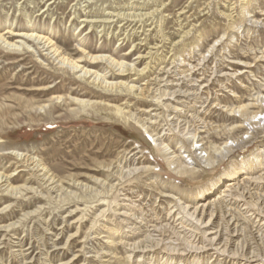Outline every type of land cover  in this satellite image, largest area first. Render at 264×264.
Returning <instances> with one entry per match:
<instances>
[{"label": "rangeland", "instance_id": "1", "mask_svg": "<svg viewBox=\"0 0 264 264\" xmlns=\"http://www.w3.org/2000/svg\"><path fill=\"white\" fill-rule=\"evenodd\" d=\"M14 33L121 84L61 65L43 40H0V264H264L260 216L246 215L258 204L214 211L226 246L192 239L202 224L182 218L242 166L238 182L264 194L246 180L264 174V0H0V34Z\"/></svg>", "mask_w": 264, "mask_h": 264}, {"label": "bare ground", "instance_id": "2", "mask_svg": "<svg viewBox=\"0 0 264 264\" xmlns=\"http://www.w3.org/2000/svg\"><path fill=\"white\" fill-rule=\"evenodd\" d=\"M228 16H230V15L228 14ZM85 22H86V20H85ZM14 35L20 36L21 39L20 40H17V41H14V42H9L4 37V35L0 34V40L5 45H7L9 48L10 47H13L15 49H20L21 47H23V45L28 49V48H30L31 45H29L27 42H29V41L31 42V41H34L35 40V41H38L36 43H39V41H42L43 40V42L47 46L46 49H48L49 52L52 53V55L55 56V58L59 61V63H61V65L67 64L70 68H74L76 70L77 69H83L82 72L85 73V74H89V75L90 74L91 75L92 74H95V77L97 79L100 78L102 80V82H105L106 84H111V85L121 84V82H109V81L105 80V78L103 76L95 73L94 71L92 72L91 70H86L82 66L80 67L70 57L66 56L65 54H62V52H60L59 49L56 46L51 45V41H49V39L47 37H45V36L36 35V34H33V33H29V34H27V33L26 34L14 33ZM87 56H89V58L92 59V60H104L105 59V60H107L108 64H110L113 67H117V70L119 72H121L122 71V68L124 67V64L123 63L116 62V61H114V59H112L110 57H104L102 55H96V56L87 55ZM130 69H133V68H130ZM174 75L175 74H173L171 77H175ZM124 84H126V82ZM165 84L166 85H169V81L168 82H165ZM126 85L129 88L134 87L132 85L129 86L128 83ZM175 85H176V83H175ZM206 85L207 84H204L202 87H205ZM173 93L175 95H182L186 99H190V101L192 99H195V98L197 99V97H198L197 95L199 94L198 92L196 93L194 91L191 92V93L190 92L184 93L180 89H175L173 92H169L167 94H173ZM190 96H192V97H190ZM152 97H154V96H152ZM180 103H184L185 104V103H188V101L187 100H181ZM173 118L174 117H172V119ZM193 118L194 117H192L191 119L193 120ZM174 119H176V118H174ZM141 124L143 126L145 125L143 122H141ZM159 126H160V124L157 123V122H155V121L153 123L150 122V129H149L150 133H152L153 131L157 130V128ZM175 126L178 128V131H180V133H182L184 135H187L186 136V139H190V141H192V142H193V140L195 141V139H196V130H198V127H199V125H196L195 121H193V123H192V121H189V120H186L183 123L177 122L175 124ZM150 136H155V134H150ZM155 140L156 141H159V144L158 145H160V147H161L162 150H165L166 149V146H163L162 145V139L161 138L156 137ZM173 168H175V167H173ZM245 168H246L245 166H242V168H240L239 170L235 171L234 174H232V175L229 174V177L224 182L225 187L223 188L222 191H220L222 194L220 196H218V199L216 201H213L212 200V201H205L204 202V200L207 199V197L212 194L213 189L215 188V184H212L209 188H203L201 191H199L197 193V196L194 198V202H193V204H195L194 206H191L189 209H187V207H183L182 208L183 215H184V216L181 215L182 218L185 217L186 219H190V220H191V218H193L195 221H199L200 220V223L202 224L200 228H203V231L196 232L195 230L194 231L192 230V233L194 234V236H192L193 237L192 239H195V237H196L197 234L203 232L204 234H210V235H212L209 238H206V237L205 238H206L207 241L213 242V245H215V244L216 245H220V243H221L220 246H222V245L223 246L224 245L226 246L227 243L228 244H232L234 242V239L230 238V239L227 240L226 238L222 237V233H221L222 228L221 227H220V229L217 227L219 230H213V228H214V226H213V224H214V220H213L214 217H213V215H215L214 211L218 212L221 208L227 206L228 204H234L235 206H239V204H240V206L241 205H244V207L242 209H247V211H249V209L253 208V206H256L258 204L256 206V209L261 210L260 212L258 210H256V211L252 210L251 213H248L247 212L248 214H246V215L252 216L253 213H255V216L254 217L260 216L259 219H258V217L256 219L258 221L261 220L260 226L258 227V230H260V232L261 231L262 232L264 231V228H263V226H264V194H259L257 196L258 199L256 200V199H254V198L251 197L252 196L251 195L252 192H250V190H248V189L246 190L245 186H242L241 183L238 182V176L236 174L237 173H244L245 172ZM246 180L250 184H253L255 182H257V183H260V182L264 183V174H259L256 177H246ZM5 181H6V177H4L3 174H0V183L2 184V182H5ZM259 196H262V198H259ZM190 209H192V210H190ZM229 209H231V208H229ZM119 214H123V213H119ZM206 214H209V218L206 221H204V223H203V218L205 217ZM227 215H229V214H227ZM124 216L127 217V216H129V214H124ZM232 219L235 221V220H238L239 218L237 219L236 216L230 215V218L228 220V224L230 223V225H234L233 226L234 227V232L232 234H230V236L238 235L239 232H240V231L238 232V230H239L238 228L239 227L238 228L237 227L235 228V226H237V223H234V221H232ZM257 225H259V223ZM152 231H157L158 232L156 235H154V233L152 235H154V236H159L160 235V236L164 237L163 235L165 233H163L162 231H159L157 228H154L153 227L152 228ZM152 239H153V237H152ZM223 240L224 241H227V242L224 243ZM125 244H126L125 246L128 245L131 248L130 250L132 252H137V251L146 252V251H150V250H152V246H153V245H146V244L137 245L135 243L134 244H127V243H125ZM204 249H207V248H204ZM185 250L187 251V253H189V252H193L195 249H193V245H189L188 248H186Z\"/></svg>", "mask_w": 264, "mask_h": 264}]
</instances>
